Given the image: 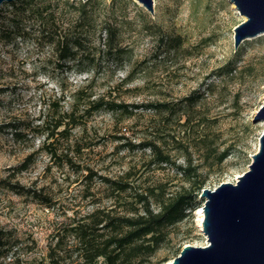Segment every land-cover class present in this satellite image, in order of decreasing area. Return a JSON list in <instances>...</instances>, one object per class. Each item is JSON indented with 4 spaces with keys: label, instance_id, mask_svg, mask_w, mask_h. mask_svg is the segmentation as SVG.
Here are the masks:
<instances>
[{
    "label": "rangeland",
    "instance_id": "1",
    "mask_svg": "<svg viewBox=\"0 0 264 264\" xmlns=\"http://www.w3.org/2000/svg\"><path fill=\"white\" fill-rule=\"evenodd\" d=\"M77 1L0 5V228L16 239L19 264H50L56 242L67 256L70 224L106 204L101 177L125 175L136 189L190 196L189 216L150 263L168 264L174 249L207 245L196 221L201 192L177 167L192 161L213 189L235 183L258 150L264 123L252 119L264 100V33L235 48L244 18L229 0H154V14L135 0H90L85 17ZM66 44L72 56L62 59ZM81 88L142 108L84 118L57 136L50 156L33 127L51 103L67 111ZM155 102L172 112L143 107ZM148 139L169 163L142 147Z\"/></svg>",
    "mask_w": 264,
    "mask_h": 264
},
{
    "label": "trees",
    "instance_id": "2",
    "mask_svg": "<svg viewBox=\"0 0 264 264\" xmlns=\"http://www.w3.org/2000/svg\"><path fill=\"white\" fill-rule=\"evenodd\" d=\"M77 4L82 10V17L87 16V12L90 13V10L86 11L90 0H78ZM62 52V59L71 58L72 46L66 44ZM91 97L90 91L81 88L72 93V105L67 111L60 112L57 108L54 110L51 106L56 104L51 103L38 118L40 121L33 127L32 133L43 135L42 147L50 156L54 154L50 149L57 136L81 126L84 118L102 110L111 116L130 115L133 110L142 108L139 105L107 99L104 95L94 99ZM81 98L84 99L82 102L79 101ZM143 107L154 113L172 112L165 102L148 103ZM190 121V117L185 116L182 125L188 127ZM158 143L154 139H148L142 143V147L153 153L156 162L169 163V154ZM226 155L227 151L221 153L218 162L223 161ZM177 169L189 182L193 180L192 191L199 194L205 180L198 175V168L192 161L189 160L185 166H178ZM91 175L92 172L89 171L88 177ZM101 179L107 194L106 204L93 206L90 213L70 224L68 236L71 241L66 249L67 256L57 254L56 242L46 253L50 264H150L159 251L170 244L171 230L189 216V195L168 196L162 190L157 192L152 188L136 189L125 175ZM15 185L20 188V185ZM153 203L156 208L152 207ZM18 250L16 239L8 237L0 228V264H7L8 256L12 257L8 264H19ZM179 250L177 248L172 251L175 257ZM167 260L168 257L165 256L159 263Z\"/></svg>",
    "mask_w": 264,
    "mask_h": 264
},
{
    "label": "water",
    "instance_id": "3",
    "mask_svg": "<svg viewBox=\"0 0 264 264\" xmlns=\"http://www.w3.org/2000/svg\"><path fill=\"white\" fill-rule=\"evenodd\" d=\"M13 1L18 0H0V5ZM229 1L244 18L233 29L237 48L245 38L264 33V0ZM135 2L154 14V0ZM255 113L252 123L264 122V100ZM258 144L247 171L235 183L200 190V231L207 245L183 246L171 264H264V126Z\"/></svg>",
    "mask_w": 264,
    "mask_h": 264
},
{
    "label": "bare ground",
    "instance_id": "4",
    "mask_svg": "<svg viewBox=\"0 0 264 264\" xmlns=\"http://www.w3.org/2000/svg\"><path fill=\"white\" fill-rule=\"evenodd\" d=\"M231 3V2H230ZM232 6L234 5L233 3H231ZM264 123V122H263ZM203 214L202 212L199 210L196 214V221L199 227H201L202 223H203ZM168 264H171V262H169Z\"/></svg>",
    "mask_w": 264,
    "mask_h": 264
}]
</instances>
